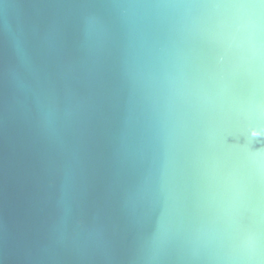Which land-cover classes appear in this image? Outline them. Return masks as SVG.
Listing matches in <instances>:
<instances>
[{"label": "water", "instance_id": "obj_1", "mask_svg": "<svg viewBox=\"0 0 264 264\" xmlns=\"http://www.w3.org/2000/svg\"><path fill=\"white\" fill-rule=\"evenodd\" d=\"M0 264H264V3L0 0Z\"/></svg>", "mask_w": 264, "mask_h": 264}, {"label": "snow or ice", "instance_id": "obj_2", "mask_svg": "<svg viewBox=\"0 0 264 264\" xmlns=\"http://www.w3.org/2000/svg\"><path fill=\"white\" fill-rule=\"evenodd\" d=\"M261 3H264V0H260Z\"/></svg>", "mask_w": 264, "mask_h": 264}]
</instances>
